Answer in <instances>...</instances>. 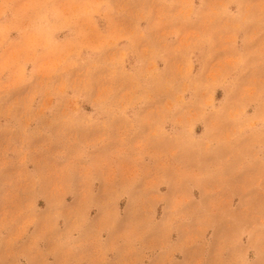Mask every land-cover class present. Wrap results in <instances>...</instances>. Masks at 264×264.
<instances>
[{"label": "rangeland", "instance_id": "obj_1", "mask_svg": "<svg viewBox=\"0 0 264 264\" xmlns=\"http://www.w3.org/2000/svg\"><path fill=\"white\" fill-rule=\"evenodd\" d=\"M0 264H264V0H0Z\"/></svg>", "mask_w": 264, "mask_h": 264}]
</instances>
